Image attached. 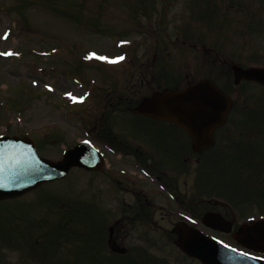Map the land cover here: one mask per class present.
<instances>
[{"label":"rangeland","instance_id":"rangeland-1","mask_svg":"<svg viewBox=\"0 0 264 264\" xmlns=\"http://www.w3.org/2000/svg\"><path fill=\"white\" fill-rule=\"evenodd\" d=\"M195 4L220 13L206 27L191 19L198 11ZM230 61L264 67V0H0V135L30 138L37 154L52 161L83 140L107 158L100 172L73 169L59 182L0 202V264H87L76 245L69 250L52 247L55 253L47 256V250L38 253L40 261L28 248L29 240L38 239L67 205L85 210L92 221L93 215L106 217L107 227L129 215V198L121 187L127 186L124 176L135 171L122 165L125 159L109 152L97 136L106 130L101 125L106 119L113 132L135 134L136 143L148 136L132 124L136 120L132 116L105 113L117 101L134 104L141 99L132 90L140 87L139 74L148 78L155 73L163 78L187 75L192 83L209 79L220 86L223 68ZM259 90L256 85L241 84L233 95L235 109L242 110L231 111L228 120L250 121L249 113L258 107L255 101L263 93ZM106 101L110 106H104ZM213 151L217 149L207 153H212L209 159L205 153L188 166L194 171L193 183H188L193 200L198 190L206 192L200 198L217 200L218 192L230 185L220 175L219 157ZM160 156L168 158L163 152ZM162 163L166 167L169 162ZM109 174L121 179L120 190ZM246 176L245 172L243 186L238 187L241 209H260L251 200L252 193L244 195L252 187ZM179 188L184 192L181 183ZM162 205L155 217L156 229L130 226L134 229L123 230L125 235L116 234L115 247L140 249L148 255L130 256L127 261L198 264L179 255L166 239L164 232L172 229L181 213L173 203Z\"/></svg>","mask_w":264,"mask_h":264},{"label":"flooded vegetation","instance_id":"flooded-vegetation-1","mask_svg":"<svg viewBox=\"0 0 264 264\" xmlns=\"http://www.w3.org/2000/svg\"><path fill=\"white\" fill-rule=\"evenodd\" d=\"M234 65L235 63L228 62L221 74L222 83L220 89L230 94L231 109L228 116L237 104L233 95V88H231L227 78L230 75L232 80L231 68ZM139 75L138 84L140 87L137 91L132 90L134 93L139 92L142 95L140 102L154 93L162 92L164 89H182L191 84L187 75L182 78L178 77V74L167 85L158 83L157 79L151 74L149 78L143 76V74ZM116 80L117 82L121 81L120 79ZM256 86L260 89L258 92H263L261 94H264V86ZM120 91L128 90L120 89ZM105 103V107L110 106L107 101ZM121 104L124 105L121 106ZM138 104L136 103L134 107ZM132 105L131 102L123 101L121 103L117 101L111 111L125 110V112L135 118L136 120L132 124L137 128L139 127L138 129L144 130L148 136L145 141L136 143L138 138L133 136L135 134H118L113 132L110 121L104 120V122H101V125L105 126L106 131H108L106 138H102L103 142L101 144L112 154L117 153L120 158L123 157L125 161L122 165H130L135 171L128 173L126 176L123 175V171L120 173L121 176H124L127 184L126 187L123 186L121 188L129 198V203L126 207L130 213L126 218H123L122 222L112 223L110 231L112 232L113 241H115V237L126 234L123 233V230L134 229L135 225L156 229L157 220L155 217L157 212H161L162 203L165 202L175 204L180 210L181 216L177 222L188 223V221H196L198 222V229L205 235L219 240H232V234L239 225L253 218L254 220L264 218V121H233L228 120L227 116L223 124L213 133V147L197 154V156H202L206 153L204 157L209 159L212 153L210 155H207V153L216 148L217 152L214 153L215 151H213V154H217L219 157L220 175L230 185L223 188L220 192V199L216 202L199 199L195 201L188 190V183L190 181L191 184L193 183V169L190 171L188 166L192 167L191 164H193L195 154L192 152L191 142L187 133L171 123L133 115L131 113L132 108H129ZM161 152L166 153L168 158H162L160 156ZM127 159L130 160V163H126ZM164 159L169 162L166 167L162 163ZM196 161H199V159ZM245 172L247 176L255 177L251 200H254L258 204V208L261 207L260 209H241L238 185L240 177ZM108 176L110 182L114 183L120 190L121 179H117L111 174ZM179 183L185 186L184 192L180 190ZM206 213L220 215L224 221L230 224V226H223L225 229L228 228L230 232L227 234L220 233L204 227L202 219ZM188 224L191 225L190 223ZM119 225L122 227L118 228ZM164 235L167 237L168 231L164 232ZM121 239L124 240V238ZM229 244L235 246L232 242H229Z\"/></svg>","mask_w":264,"mask_h":264},{"label":"water","instance_id":"water-1","mask_svg":"<svg viewBox=\"0 0 264 264\" xmlns=\"http://www.w3.org/2000/svg\"><path fill=\"white\" fill-rule=\"evenodd\" d=\"M234 84L241 80L264 85V69H233ZM229 108V100L210 81L203 80L180 91L154 94L132 112L154 120L168 121L184 129L191 138L192 150L200 152L212 145V133L219 127ZM97 154L87 143H80L63 154L61 161L52 163L40 158L29 139L0 138V201L21 197L47 182L63 178L70 168L99 170ZM203 224L227 233L224 221L206 214ZM229 225V224H227ZM174 246L201 264H263L260 259L236 253L201 233L178 223L173 229ZM233 239L249 251L264 254V221L241 225Z\"/></svg>","mask_w":264,"mask_h":264},{"label":"trees","instance_id":"trees-1","mask_svg":"<svg viewBox=\"0 0 264 264\" xmlns=\"http://www.w3.org/2000/svg\"><path fill=\"white\" fill-rule=\"evenodd\" d=\"M218 12L217 8L213 11L208 10V20L211 21ZM80 226L83 228L80 229ZM101 232H103V226L100 224L95 225L92 221V216L85 210L67 205L63 211H60V209L57 211L54 221L49 224L46 231L44 230L40 234L38 239L33 242L29 240L30 246L28 249L34 252H45L47 250L49 255V252H54L50 250L52 247L60 246L63 250H69L76 245L81 254L86 255L84 261L87 264H138V259L137 261H127L126 258L129 256L121 257L117 261H113V258H117L116 256L108 258L96 256L93 259V244L96 250L104 246ZM37 240H44V242L47 240L48 243L46 245L44 242L37 244Z\"/></svg>","mask_w":264,"mask_h":264},{"label":"snow or ice","instance_id":"snow-or-ice-1","mask_svg":"<svg viewBox=\"0 0 264 264\" xmlns=\"http://www.w3.org/2000/svg\"><path fill=\"white\" fill-rule=\"evenodd\" d=\"M100 59H107L106 57H100ZM69 96L71 95L70 93L68 94Z\"/></svg>","mask_w":264,"mask_h":264}]
</instances>
